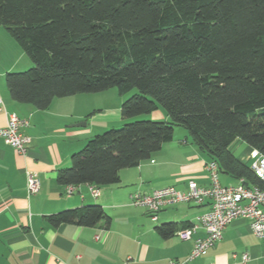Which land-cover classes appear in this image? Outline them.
Segmentation results:
<instances>
[{
    "label": "trees",
    "instance_id": "trees-1",
    "mask_svg": "<svg viewBox=\"0 0 264 264\" xmlns=\"http://www.w3.org/2000/svg\"><path fill=\"white\" fill-rule=\"evenodd\" d=\"M4 27L33 63L7 73L11 99L39 111L54 100L116 88L125 125L93 137L58 172L62 186L117 185L187 129L218 172L263 187L232 152L237 141L264 156V0H0ZM162 110L168 122L139 119ZM102 227L100 205L46 217ZM192 225L163 224L170 239Z\"/></svg>",
    "mask_w": 264,
    "mask_h": 264
},
{
    "label": "crops",
    "instance_id": "crops-1",
    "mask_svg": "<svg viewBox=\"0 0 264 264\" xmlns=\"http://www.w3.org/2000/svg\"><path fill=\"white\" fill-rule=\"evenodd\" d=\"M32 66L28 56L0 26V97L6 108V112H0V128L7 126L8 113H15L29 122L23 132L31 138L27 153L20 155L0 137V264H264V239L255 237L249 222L242 219L225 228L222 239L206 256L190 260L196 240L206 237L199 218L209 212L210 201L203 205L166 206L157 221L152 220L145 208L132 204L131 197L135 194L149 196L166 188L184 193L190 182L204 188L211 186L207 170L211 160L176 133L174 140L152 159L137 168L122 170L119 184L99 187L98 198L93 197L89 185L58 184V172L70 168L74 154L93 137L122 127L126 121L121 110L116 118L98 117L99 120L96 114L104 112L103 109L88 115L78 113L79 95L56 99L46 111L14 102L5 76ZM140 119L169 121L162 110ZM80 122L86 126L76 127ZM237 143L240 154L232 151L233 154L250 165L258 152L242 141ZM28 173L38 175V194L27 193ZM230 178L227 175L219 182L222 186L241 183V180L231 183ZM69 187L73 188L72 193H68ZM90 205L102 206L111 216L109 230L76 225L54 228L46 221L47 216ZM171 223L198 228L187 241L181 240L178 232L170 239L158 235L156 227Z\"/></svg>",
    "mask_w": 264,
    "mask_h": 264
},
{
    "label": "built area",
    "instance_id": "built-area-1",
    "mask_svg": "<svg viewBox=\"0 0 264 264\" xmlns=\"http://www.w3.org/2000/svg\"><path fill=\"white\" fill-rule=\"evenodd\" d=\"M0 112H6L5 105L0 97ZM29 122L23 120L15 113H8L6 127L0 128V137L13 147L20 155H25L31 138L23 132V128ZM253 173L263 182V187L254 186L247 188L243 180L237 186H222L219 182L218 166L211 162L207 170L211 178V186L200 187L195 182H190L186 192L176 191L174 188H166L155 191L152 195L144 196L135 194L132 204L145 208L152 216L153 221L158 220V214L166 206L176 203H194L203 205L210 201V210L199 218V224L205 231L206 237L196 240L195 247L190 260L206 256L209 250L222 239L223 232L227 226L234 221L242 219L249 222L250 231L258 239H264V156L258 152V156L250 163ZM89 190L94 198L100 195L99 188L89 185ZM40 191V180L36 173H28L27 193L38 194ZM73 188L69 187L68 193ZM198 226L181 230L177 233L183 240H191ZM247 256L244 257L246 261ZM170 264H182L171 262Z\"/></svg>",
    "mask_w": 264,
    "mask_h": 264
},
{
    "label": "rangeland",
    "instance_id": "rangeland-1",
    "mask_svg": "<svg viewBox=\"0 0 264 264\" xmlns=\"http://www.w3.org/2000/svg\"><path fill=\"white\" fill-rule=\"evenodd\" d=\"M34 67V65L32 66ZM31 69V68H29ZM27 70H23L21 72H15V73H23ZM5 82V79H4ZM138 94V91H133L127 95H120L117 91L116 88H112L109 89L105 92L102 93H98V94H82L78 96V113H92V111L97 110H104V112H99L98 114H96V118H116L118 116H120V110H121V105L122 103H124L125 101H127L128 99H130L132 96ZM87 109L86 112H84ZM83 111V112H82ZM88 115V114H87ZM94 117V116H93ZM98 118V120H99ZM94 119V118H93ZM140 119V118H139ZM148 120V119H146ZM94 122L96 123L97 120H94ZM80 123H85V122H80ZM93 123V122H92ZM98 125V124H97ZM123 127V126H122ZM119 127V128H122ZM116 128V129H119ZM175 133L176 136L180 137L181 139H188L189 141V146L190 145H194L197 148H199L193 141L189 131L183 127H176L175 128ZM238 142V141H237ZM235 143L232 146V151H235L237 153V155L240 154L239 150H236V147L238 146V143ZM202 153H204L203 151H201ZM204 155L208 157V155L206 153H204ZM227 177V175L223 174V173H219V181L222 183L223 182V178ZM230 182L234 183L236 182L235 179H229ZM229 182V183H230Z\"/></svg>",
    "mask_w": 264,
    "mask_h": 264
},
{
    "label": "water",
    "instance_id": "water-1",
    "mask_svg": "<svg viewBox=\"0 0 264 264\" xmlns=\"http://www.w3.org/2000/svg\"><path fill=\"white\" fill-rule=\"evenodd\" d=\"M82 126L85 127L86 126V123H82V124L80 123V124L76 125V127H78V128L79 127H82Z\"/></svg>",
    "mask_w": 264,
    "mask_h": 264
}]
</instances>
